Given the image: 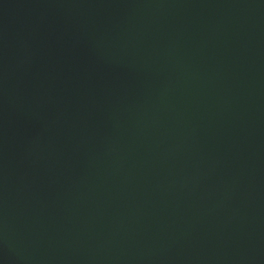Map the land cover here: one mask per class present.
Segmentation results:
<instances>
[{
  "label": "water",
  "instance_id": "obj_1",
  "mask_svg": "<svg viewBox=\"0 0 264 264\" xmlns=\"http://www.w3.org/2000/svg\"><path fill=\"white\" fill-rule=\"evenodd\" d=\"M0 264H264V0H0Z\"/></svg>",
  "mask_w": 264,
  "mask_h": 264
}]
</instances>
